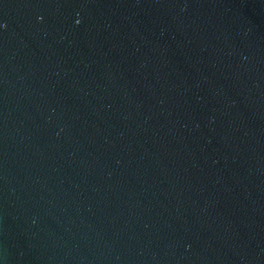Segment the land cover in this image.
<instances>
[{"label": "water", "instance_id": "water-1", "mask_svg": "<svg viewBox=\"0 0 264 264\" xmlns=\"http://www.w3.org/2000/svg\"><path fill=\"white\" fill-rule=\"evenodd\" d=\"M0 264H264V0H0Z\"/></svg>", "mask_w": 264, "mask_h": 264}]
</instances>
